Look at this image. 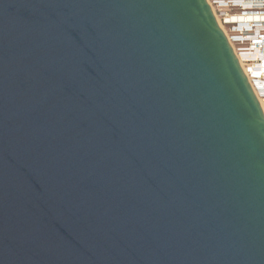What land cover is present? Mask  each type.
<instances>
[{
	"label": "water",
	"instance_id": "water-1",
	"mask_svg": "<svg viewBox=\"0 0 264 264\" xmlns=\"http://www.w3.org/2000/svg\"><path fill=\"white\" fill-rule=\"evenodd\" d=\"M0 264H264V114L206 0H0Z\"/></svg>",
	"mask_w": 264,
	"mask_h": 264
},
{
	"label": "built area",
	"instance_id": "built-area-1",
	"mask_svg": "<svg viewBox=\"0 0 264 264\" xmlns=\"http://www.w3.org/2000/svg\"><path fill=\"white\" fill-rule=\"evenodd\" d=\"M212 14L214 15L216 21L222 28L224 34L226 35L232 50L237 58L240 54V45L236 42L235 34L241 32L239 26L244 23L243 27L247 31H255L256 29L264 31V0H206ZM259 17L261 20H249L247 22H241L238 19L240 17ZM228 29V30H226ZM252 43L255 47L258 46L261 41L260 39L253 38ZM263 47V46H261ZM247 49V48H245ZM263 49V48H262ZM247 59H238V63L244 70V75L248 80L253 92L257 93L256 99L259 106L264 114V71L261 75L259 71L257 73H250L249 67L252 65H259L261 63L260 59L253 60L250 65L245 64ZM261 80L263 83L262 87L256 85L255 81ZM254 85V89L252 87ZM255 90V91H254Z\"/></svg>",
	"mask_w": 264,
	"mask_h": 264
},
{
	"label": "bare ground",
	"instance_id": "bare-ground-1",
	"mask_svg": "<svg viewBox=\"0 0 264 264\" xmlns=\"http://www.w3.org/2000/svg\"><path fill=\"white\" fill-rule=\"evenodd\" d=\"M238 20L241 21V22H247L249 20H261V18L255 17V16L254 17H245V18L244 17H240ZM243 25H244V23H242L240 25L241 28H242L241 32H239V34H236V37H237L236 39L240 42L239 44L243 45L242 48H241L242 53H243L242 55H248V56L254 55L256 59H260L261 61L264 62V31L256 29L255 31H251V32L247 31L246 32V31H244ZM238 38H240V39H238ZM253 38L260 39V41H261V43L258 46H256V47L252 43H250ZM261 46H263V47H261ZM245 48H247V49H245ZM238 59L239 58L237 56V60ZM261 66H263V64H261ZM262 70H263V68H262ZM243 72H244V70H243ZM245 75H246V73H245ZM257 85L262 87L263 83L258 81ZM252 87L254 89V85H252ZM254 94L257 95L256 91H255Z\"/></svg>",
	"mask_w": 264,
	"mask_h": 264
},
{
	"label": "rangeland",
	"instance_id": "rangeland-1",
	"mask_svg": "<svg viewBox=\"0 0 264 264\" xmlns=\"http://www.w3.org/2000/svg\"><path fill=\"white\" fill-rule=\"evenodd\" d=\"M239 28H241V26H239ZM242 29V28H241ZM226 30H228V29H226ZM244 31H246L245 29H244ZM237 34V33H236ZM236 34H235V37H236ZM237 38V37H236ZM235 38V39H236ZM249 38V37H248ZM238 39H240V38H238ZM236 41H237V43L239 44L240 42L236 39ZM240 45V48H242V46L243 45H241V44H239ZM240 54L241 55H239V59H247V63H245V64H249L250 65V63L253 61V60H256V58H255V56L254 55H251V56H248V55H242L243 53H242V50L240 49ZM261 64H263V66H261ZM254 67V68H253ZM259 67V68H258ZM263 68V70H262V68ZM252 68V69H251ZM257 71H259L260 72V74L262 75L263 73H261V72H263L264 71V62L263 61H261V63L259 64V65H252L251 67H249V72L250 73H252L253 74V72H254V74L255 73H257ZM258 81H260L261 82V80H256L255 81V83H256V85L258 84ZM262 83V82H261ZM260 87V86H259Z\"/></svg>",
	"mask_w": 264,
	"mask_h": 264
}]
</instances>
